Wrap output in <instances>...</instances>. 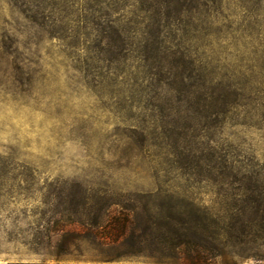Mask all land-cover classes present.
Wrapping results in <instances>:
<instances>
[{
  "label": "rangeland",
  "instance_id": "rangeland-1",
  "mask_svg": "<svg viewBox=\"0 0 264 264\" xmlns=\"http://www.w3.org/2000/svg\"><path fill=\"white\" fill-rule=\"evenodd\" d=\"M232 3L224 1L220 13L197 19V38L188 30L181 41L205 49L216 77L243 83L250 44L258 54L264 49V15L249 16ZM88 4L0 0V264L37 259L19 241L31 237L43 214L61 202L49 200L52 194L85 190L117 197L156 189H176L220 219L227 217L224 224L234 220L241 226L238 237L217 243L209 264H264V217L258 214L250 223V212L242 213L247 195L177 166L187 164L180 150L188 148L194 155L215 151L250 167L261 164L264 130L248 126L244 106L230 111L220 126L188 110L182 122L190 128L181 143L187 147L175 152L160 136L172 122L158 127L164 115L150 104L143 107L145 98L127 89L133 76L121 82L119 75L106 74L97 58L94 23L102 18ZM116 67L111 63L109 71Z\"/></svg>",
  "mask_w": 264,
  "mask_h": 264
},
{
  "label": "trees",
  "instance_id": "trees-1",
  "mask_svg": "<svg viewBox=\"0 0 264 264\" xmlns=\"http://www.w3.org/2000/svg\"><path fill=\"white\" fill-rule=\"evenodd\" d=\"M70 1L74 0H60L65 5ZM87 1L102 18V23H94L99 32L97 58L105 62L106 74L119 75L121 82L133 76L127 89L145 98L143 107L150 104L164 115L157 118L158 127L172 122L160 136L175 152L190 128L188 121L182 122L189 117L188 110L220 126L230 111L244 106L248 126L264 130V49L258 54L257 47L250 44L245 80L240 83L216 77L208 68L205 49L198 43L191 48L181 41L188 30L196 39L195 21L220 13L224 1L229 0ZM230 1L249 16L264 15V0ZM249 36L252 43L257 38L252 30ZM134 58L138 60L135 65L131 61ZM111 63L116 64L117 71H109ZM142 131L143 127L141 139ZM180 152L187 164L177 165L179 168L206 175L219 186L247 195L244 201L254 205H247L242 213L250 212V223L258 214L264 217V160L250 167L226 153L194 155L190 148ZM56 198L61 202L43 214L31 237L19 241L24 253L37 259L8 264H209L223 237L241 234L237 221L224 224L227 217L220 219L176 189L137 191L117 197L79 190L63 196L52 194L49 200Z\"/></svg>",
  "mask_w": 264,
  "mask_h": 264
}]
</instances>
